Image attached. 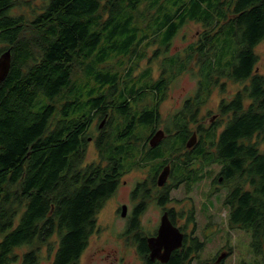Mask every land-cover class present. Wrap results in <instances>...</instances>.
<instances>
[{"label":"trees","instance_id":"16d2710c","mask_svg":"<svg viewBox=\"0 0 264 264\" xmlns=\"http://www.w3.org/2000/svg\"><path fill=\"white\" fill-rule=\"evenodd\" d=\"M31 4L0 0V54H12L11 71L0 83V264H38L39 248L54 236L58 246L51 264H79L99 231L98 213L117 188L116 176L96 163L81 168L88 138L85 124L106 110V102L128 112L129 96L137 95L132 99L137 101L146 93L164 92L166 79L153 81L150 69L134 78L135 66L145 59V48L158 44L167 50L190 22L204 28L198 40L186 52L164 58L162 69L174 78L195 67L196 98L201 101L190 107V124L197 122L201 104L219 79L246 83L230 102L222 103V116L228 119L223 131L204 135L201 130L207 142L203 140L200 153L204 176L211 171L208 167L224 166L222 175L231 184L223 202L230 208L228 226L250 231L255 253L264 262V75L256 70L255 53L264 42V0ZM116 60L120 69L130 67L125 76L122 70H106ZM78 67L84 69L82 81L74 79ZM159 116L153 108L138 121ZM183 133L184 140L192 135ZM120 135L98 141L101 158L106 153L116 159L136 157L130 137L120 144ZM116 159L113 164L119 163ZM146 159L142 155L139 162ZM136 235L143 264H160L148 257L147 236ZM185 242L167 264H199L205 243L197 238ZM23 247L30 250L19 252Z\"/></svg>","mask_w":264,"mask_h":264},{"label":"flooded vegetation","instance_id":"af4514ba","mask_svg":"<svg viewBox=\"0 0 264 264\" xmlns=\"http://www.w3.org/2000/svg\"><path fill=\"white\" fill-rule=\"evenodd\" d=\"M179 76L180 74L176 75L174 78H170V76L165 74V72H162V75L156 81L166 79L168 81L166 86L169 88ZM220 80L221 79H219V81ZM216 87H220L221 90L224 91L220 82ZM167 88L166 90H163L164 92L146 93L144 97L139 98L137 101L132 100L136 98L137 95L134 97L129 96V107L127 108L129 110L128 112H126V109L124 108L117 109V105H110L106 102V106H103L106 110L102 114L97 113V117L91 122L90 120L87 121V119H85V121H87L85 124V132L88 133L87 142L89 141L94 143L96 148L100 139L106 140L105 142L108 140L114 141L118 137L117 133L121 134V138L118 140L120 144H124L126 142L127 136L130 137L133 142L131 147L134 154H137L136 157L134 155V157L126 159L121 156L116 159L115 156H109L106 153V155L102 158L98 156L99 158L96 162H85L84 159L81 168L84 169L88 165L96 163L97 168H100L103 172L107 173V171H109L113 176H116L115 185L117 188L108 198H106L105 203L118 195L120 186H124L127 189V203H121L117 212L118 215H120V219L124 221L125 228L123 233L127 237V240L130 239V236L132 235L134 246V236L139 232H143L141 228L143 216L147 213V208L152 203H154L159 209V215H156V220L154 222L157 230L153 233H144V235L147 236V246L148 239L157 235L162 219L165 217H167L170 222L185 235V243L188 242L189 244L194 238H197L200 241L198 236L195 234L198 227L195 198L197 199L201 196V183L206 182L209 179L207 181V184L209 185V189H207L208 198L211 196L217 197L222 191H226L224 196L225 198L231 186V184H226L225 178L222 175L224 166L220 164H216L214 166L217 168V170L214 169V173L210 171L207 176H204L206 172V168H204L205 161L201 158L200 152L203 140L205 142L207 141L201 137V130L204 131V135L207 133L206 131L211 130L212 132L213 129H216L218 134L223 131L228 119H225L222 116V103L230 102L239 91H237L230 99L223 98L220 100L217 111L214 114L209 115L211 113L210 111L205 120L202 121L203 124H201V121H198V118L200 110L205 107V103L203 102L199 108L198 118L196 119L197 122L192 124L196 128L191 131L189 110L190 107H196L201 101L196 98L199 85L196 92L192 95L183 96V94H181L183 98L177 101L172 109L173 113L168 119L161 113V106L163 102L167 100ZM126 89L130 91L131 85L127 86ZM207 91L208 90H205L204 94H207ZM153 108L158 109V114L160 116L149 119L147 120L148 122L145 121L144 123H139L138 119L140 118V115L147 110H152ZM98 110L100 109L98 108ZM98 110H96V112ZM111 116L113 117L111 118ZM209 117H211V119L207 122L206 119ZM96 121L100 123L97 124ZM80 122L82 123L81 120ZM216 123L219 124L217 125L218 127L215 126ZM91 131L94 135L89 137L91 135ZM184 131L187 136H189L190 131L192 132L191 136L194 134L197 135L191 148L188 146L191 136L190 138L187 137L188 139L186 140H184V138L182 139V137L185 136L182 135L184 134ZM158 132L162 133V140L158 146L153 148L150 145V140ZM127 133L129 134L127 135ZM87 142H85L86 150ZM139 144H141V146ZM156 151L160 152L155 154ZM153 152H155L154 155ZM142 155L145 158L147 157V159L139 162ZM115 159L119 161L118 164H113ZM181 160L184 161L185 164L181 163ZM209 168L210 167H208V169ZM165 170H167L168 175L161 184L159 178ZM136 171L141 172L143 176L141 175L140 178L134 176ZM200 176H204V178L199 179ZM126 177L129 178L126 179ZM179 190L184 191L188 195L191 193H194V195L199 193V195L195 198L194 196L188 197L189 199L184 200L182 203L180 200H177L178 203L189 209L179 208L177 204H174L172 193ZM224 198L222 200V205ZM124 208L126 210L125 215H123ZM225 208L228 209L230 213V208ZM228 221L229 217L227 215V225ZM135 226L139 227L137 231H133V227ZM190 226L193 227L192 231L187 233L186 229ZM134 248L135 255L140 259V264H143V257L138 252V248L136 246ZM147 248L148 257H150L149 246ZM220 256L217 257L216 264H222L224 261L222 260L218 262Z\"/></svg>","mask_w":264,"mask_h":264},{"label":"rangeland","instance_id":"374dc122","mask_svg":"<svg viewBox=\"0 0 264 264\" xmlns=\"http://www.w3.org/2000/svg\"><path fill=\"white\" fill-rule=\"evenodd\" d=\"M31 1V5H40L42 3V0ZM26 13L30 15L31 11L26 10ZM203 29L201 24L190 22L180 31L167 50L163 47L161 48L158 44H153L148 49L145 48V59L135 66L133 77H138L148 69L151 70L153 81H156L162 75V72H165L169 76V73L162 69L164 58L186 52L198 40ZM255 53L259 59L256 70L261 75H264V42H261L255 48ZM127 65L128 63L125 66ZM120 66L121 64L116 60L111 62L106 70H113V73L121 70L124 71L123 68L120 69ZM127 69H130V67L127 66L125 71ZM194 69L195 67L185 69L177 80L167 88V100L161 106V113L167 119L172 115V109L178 100L182 99L183 96H190L196 92L199 77L194 74ZM122 71L121 75L123 76L126 72ZM84 76L83 67L75 69V80L82 81L84 80ZM219 82L225 85L224 91L220 87L212 88L210 96L205 102V107L200 110L198 121H201V124H203L202 121L205 120L210 111L209 115L217 111L220 100L232 98L237 91L242 90L243 86L246 85V83L236 84L226 79H221ZM64 103L65 99H61L60 104ZM248 105L249 102H245V106L247 107ZM210 119L211 117L207 118L206 121L208 122ZM99 123L97 122V124ZM194 128L196 127L191 124V131ZM93 135L94 133L91 131L89 137ZM139 145L141 146V144ZM98 156L96 145L88 141L85 162H96L99 158ZM214 169L217 170L214 166L208 170L214 173ZM141 175L143 176L139 171L134 173V176H137V178H140ZM128 178L126 177V179ZM207 181L201 183V196L197 199L195 197L199 193L188 195L182 190L172 193L174 204H177L179 208L189 209L178 203L177 200H180L182 203L184 200L189 199L188 197L194 196L195 198L198 224L195 234L205 243L204 249L198 254L199 264H216L217 257L224 253L227 256L222 264H264L262 258L255 253L256 248L253 245L252 233L250 231L231 229L227 225L226 219L227 215L229 216V210L222 205L226 191H222L217 197L211 196L208 198L207 189H209V185ZM127 194V189L124 186H120L118 195L105 203L97 217L99 231L91 237L89 247L81 257L79 264H140V259L135 255L132 235L127 240V237L123 233L125 228L124 221L120 219V215L117 212L121 203H127ZM157 214L159 215V209L154 203L150 204L141 224L143 233H153L157 230L154 224ZM192 228V226L187 227V233L192 231ZM49 245H51V248H49ZM57 246V236H54L48 245L41 246L39 248L38 264H51L53 253ZM29 250V247H23L19 252Z\"/></svg>","mask_w":264,"mask_h":264},{"label":"water","instance_id":"95a60500","mask_svg":"<svg viewBox=\"0 0 264 264\" xmlns=\"http://www.w3.org/2000/svg\"><path fill=\"white\" fill-rule=\"evenodd\" d=\"M12 67V54L10 50H6L0 54V83H3ZM162 133L158 132L150 140V145L154 148L158 146L161 142ZM197 135L194 134L190 138L188 146L191 148L194 144V140ZM168 175L167 170H165L159 180L162 184ZM126 210L124 208L123 215H125ZM185 235L175 227L170 220L165 217L162 219L161 225L158 229L157 235L150 237L148 239V246L150 250V260L151 262H159L161 264H167L174 252L180 250L184 245ZM227 254H222L218 259V262L224 260Z\"/></svg>","mask_w":264,"mask_h":264}]
</instances>
